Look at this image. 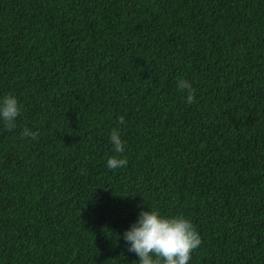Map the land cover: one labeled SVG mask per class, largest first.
Wrapping results in <instances>:
<instances>
[{
	"label": "trees",
	"instance_id": "trees-1",
	"mask_svg": "<svg viewBox=\"0 0 264 264\" xmlns=\"http://www.w3.org/2000/svg\"><path fill=\"white\" fill-rule=\"evenodd\" d=\"M9 94L0 264H139L148 209L196 227L189 264H264V0H0Z\"/></svg>",
	"mask_w": 264,
	"mask_h": 264
},
{
	"label": "clouds",
	"instance_id": "clouds-1",
	"mask_svg": "<svg viewBox=\"0 0 264 264\" xmlns=\"http://www.w3.org/2000/svg\"><path fill=\"white\" fill-rule=\"evenodd\" d=\"M177 88L186 94V103L194 102L195 90L187 80H178ZM21 113V105L11 94L0 98V120L8 131L14 130L16 120ZM120 124L125 122L119 117ZM38 131L25 127L20 138L37 139ZM116 153L125 151V142L113 129L110 134ZM127 160L116 156L109 157L107 167L117 169L124 167ZM128 251L139 258V264H189L191 253L202 243L201 236L193 223L183 215L164 216L158 210H142L135 223L123 233Z\"/></svg>",
	"mask_w": 264,
	"mask_h": 264
}]
</instances>
